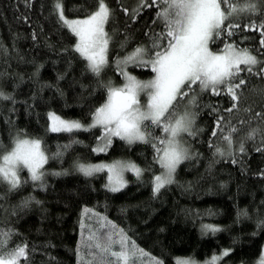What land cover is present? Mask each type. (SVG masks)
Instances as JSON below:
<instances>
[{
    "label": "trees",
    "instance_id": "trees-1",
    "mask_svg": "<svg viewBox=\"0 0 264 264\" xmlns=\"http://www.w3.org/2000/svg\"><path fill=\"white\" fill-rule=\"evenodd\" d=\"M56 2L0 0V93L9 97L0 98V156L17 137H30L41 141L49 157L43 187L28 179L24 169L20 176L27 183L21 188L9 191V185L0 182V232L12 233L7 250L26 244V264H91L94 253L85 244L89 232L122 231L128 243L144 253H137L136 264H152L153 260L176 264L179 257L203 260L221 250H228L223 263L261 264L264 115L256 113L264 114V73H260L264 48L260 31L244 26L264 23V10L231 17L227 23L240 27L232 29V36L225 28L210 43L216 53L226 44L246 48L261 63L252 74L242 71L234 81L244 79L245 84L237 90L240 99L232 112L226 111L234 102L225 91L213 95L195 85L188 97L176 103L177 117L186 111L194 114L195 135L181 136L189 158L177 166L173 183L154 194V177L162 171L157 148H163L160 140L166 139L160 127L146 121L149 142L130 144L113 137L105 151L94 152L102 128L52 132L48 114L89 122L107 99L108 83L116 86L122 82L115 60L138 47L150 53L157 50L153 40L164 31L157 17L161 5L152 0H144L147 6L143 7L141 0H105L112 13L105 23L108 60L97 76L75 52L76 37L59 19ZM61 2L65 17L72 19L95 11L98 0ZM129 71L145 80L154 73L151 66L141 65H131ZM193 95L194 105L189 103ZM232 127L238 131L231 132ZM252 129L259 131L249 139ZM229 134L231 144L222 138ZM119 158L137 164L142 174L139 178L127 174L126 185L116 192L106 186V171L85 176L76 167ZM205 226L219 231H208ZM114 239L118 241L120 236ZM113 247L119 250V244Z\"/></svg>",
    "mask_w": 264,
    "mask_h": 264
},
{
    "label": "snow or ice",
    "instance_id": "snow-or-ice-1",
    "mask_svg": "<svg viewBox=\"0 0 264 264\" xmlns=\"http://www.w3.org/2000/svg\"><path fill=\"white\" fill-rule=\"evenodd\" d=\"M152 3L161 5L157 17L164 25V31L153 40V48L157 50L150 53L149 50L138 47L122 63L150 64L155 73L154 78L142 82L121 70V75L125 77L124 85L115 87L111 82L108 83L107 99L96 108L92 116V124L85 127L78 121L63 120L54 113H49L51 122L49 130L72 132L100 127L103 129V136L100 139L105 140L106 144L93 149L97 152L105 151L111 144L113 136L130 144L137 141L149 142L151 133L147 131L146 121L160 127L166 134V139L160 140L164 147L157 148L158 162L164 172L154 177L153 193L155 194L165 185L173 183V174L177 166L189 158L187 149L182 146L178 137L182 133L195 135L192 128L194 114L186 111L184 115L177 117L176 103L188 97L195 85L201 92L211 91L213 95H220L221 91H225L234 102L226 111L232 112L237 108L236 102L240 99L237 90L245 84V80L239 79L238 83L234 81L242 71L252 74L253 68L261 61L246 48L241 49L233 44H226L220 53H216L209 45L221 36L225 28L228 30L227 34L232 36L234 34L232 29L240 27L236 23H227L231 17L240 14L255 15L259 10H264V0H152ZM141 6H147L144 0H141ZM55 9L59 19L76 37L75 52L87 61V70L99 76L107 64L109 38L104 31V25L112 14L111 9L105 0H98L96 10L86 18L78 20H69L65 17L61 0H57ZM244 27L245 30L260 31L262 37L260 45L264 48V23L259 25L252 23ZM158 41H166V44ZM146 55H151V58L145 60ZM260 73H264V67L260 68ZM185 88L189 91H184ZM142 93L148 98L146 106L141 105ZM0 98L9 99L3 93H0ZM189 103L196 104L195 95L191 97ZM256 115L264 114L256 113ZM217 128L222 131L220 121H217ZM236 131L238 129L235 127L231 128V132ZM258 131L252 129L248 138H254ZM212 135L216 136L217 132L213 131ZM222 138L227 143H232L231 134ZM216 151L223 155L219 148ZM240 151H244L243 143ZM56 155L58 157L60 153ZM48 159L39 139L17 138L11 150L0 156V182L7 183L9 191L17 190L27 183V180H22L20 176V172L26 169L29 174L28 179L43 187L44 177L47 174L44 166ZM76 167L85 176H92L107 169L109 189L113 192L125 186L124 171H133L138 178L142 174V170L135 165L119 162L111 165L78 163ZM205 228L211 232L219 231L211 226ZM115 235L120 236L118 241L114 239ZM11 236L10 231L0 232V264H26L28 260L26 244L7 250ZM85 244L94 253L91 264H136L137 253L144 255L134 243H128V238L122 231L89 232ZM116 244H119L118 251L113 247ZM227 255L228 250H225L220 256H213L207 264H218V261ZM152 264H162V262L153 260ZM176 264H195V262L178 258ZM261 264H264V258Z\"/></svg>",
    "mask_w": 264,
    "mask_h": 264
},
{
    "label": "rangeland",
    "instance_id": "rangeland-1",
    "mask_svg": "<svg viewBox=\"0 0 264 264\" xmlns=\"http://www.w3.org/2000/svg\"><path fill=\"white\" fill-rule=\"evenodd\" d=\"M56 12H57V10H56ZM57 14H58V12H57ZM58 16H59V14H58ZM87 17V16H86ZM86 17H82V18H72V19H69V20H78V19H84V18H86ZM63 23V22H62ZM66 26V25H65ZM67 27V26H66ZM68 28V27H67ZM69 29V28H68ZM104 31H105V25H104ZM106 32V31H105ZM134 51H132L131 53H128V54H126V55H124V56H121V57H119L118 59H116L115 60V62H114V64L119 68V70H120V74H121V70H123L124 72H127V73H129L130 75H132V76H134L130 71H129V67L131 66V65H138L137 63H129V64H127V65H125V64H123L122 63V61L127 57V56H129V55H131L132 53H133ZM220 53V52H219ZM144 59L145 60H148V59H150V58H147V57H144ZM107 60H108V51H107ZM139 65H141V66H151L150 64H139ZM154 76H155V73H153V76L151 77V78H149V79H147V80H145V79H139V78H137L136 76H134V77H136L139 81H142V82H147V81H149V80H151V79H153L154 78ZM121 77H122V82H121V84H119V85H116L115 87H122L123 85H124V83H125V77L123 76V75H121ZM147 95H145V94H141L140 95V101H141V105L142 106H146V104H147ZM56 115V114H55ZM58 116V115H57ZM60 117V116H59ZM61 118V117H60ZM61 119H63V120H67V121H78V122H80L82 125H84L85 127H88L90 124H92V122H93V120H92V118H91V120L89 121V122H87V123H83V122H81V121H79V120H73V119H64V118H61ZM50 120H49V114H48V127L50 128ZM184 134H187V133H182L181 134V136H183ZM102 136H103V134H102ZM181 136L180 137H178V139H179V141L181 142V144H182V146L183 147H185V145H184V143L182 142V140H181ZM113 137H115V136H113ZM112 137V138H113ZM17 138H26V139H34V138H30V137H17ZM16 138V139H17ZM111 138V139H112ZM16 139H14V141L16 140ZM14 141L11 143V146L9 147V149L7 150V151H5V152H3V153H1V156L2 155H4L6 152H8V151H10L11 150V148L13 147V145H14ZM126 141V140H125ZM127 142V141H126ZM106 144V141L105 140H102V139H100L99 140V142H98V144H96V146L94 147V148H98V147H103L104 145ZM186 148V147H185ZM187 149V148H186ZM43 150V149H42ZM97 152H102V151H97ZM46 155V154H45ZM117 162H119V163H121V164H133V165H135L136 167H138V168H140L137 164H135L134 162H132V161H130V160H126V159H121V158H119V159H115V160H113V161H111V162H103V161H101V162H85V163H83V164H94V165H111V164H115V163H117ZM141 169V168H140ZM26 172H27V170L26 169H24ZM104 171H106V174H107V184H106V186L109 188V179H108V177H109V173H108V171H107V169H105ZM164 172V169L162 168V171L159 173V174H157V175H161L162 173ZM28 173V172H27ZM133 174V175H136L133 171H124L123 172V178H124V180H125V182L127 183V179H126V176H127V174ZM29 175V174H28ZM156 175V176H157ZM126 183H125V185H126ZM225 250H221L220 252H217V253H215V254H213V255H211L210 257H208L207 259H203V260H196V259H192V258H187V257H179V259H186V260H191V261H194L195 262V264H207V262L208 261H210L211 259H212V257L213 256H220L223 252H224ZM225 256H223L222 257V259H220L219 261H218V264H226V263H223L222 262V260H223V258H224ZM263 258H264V256H263ZM178 259V258H177ZM261 261H262V255H261V259H260ZM177 261V260H176Z\"/></svg>",
    "mask_w": 264,
    "mask_h": 264
}]
</instances>
